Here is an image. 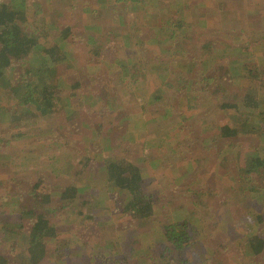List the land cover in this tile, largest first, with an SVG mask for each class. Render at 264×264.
<instances>
[{"label": "rangeland", "instance_id": "obj_1", "mask_svg": "<svg viewBox=\"0 0 264 264\" xmlns=\"http://www.w3.org/2000/svg\"><path fill=\"white\" fill-rule=\"evenodd\" d=\"M28 6L31 30H41L31 58L45 43L60 46L68 59L57 64L55 94H73L26 123L10 113L15 101L0 93L5 260L13 264L15 253L27 249L31 225L12 198L40 180L49 200L37 208L59 204L56 193L70 184L81 194L50 213L55 232L38 264H264V249L254 256L249 243L256 234L264 238V165L243 172L245 158H264V117L253 116L250 125L251 116L220 107L244 95L263 102L264 72L250 71L264 70V0H30ZM74 83L80 85L71 89ZM231 123L246 128L226 139L221 128ZM112 160L140 167L150 216L121 214V196L102 176ZM178 242L182 249L160 247ZM11 243L19 248L11 251Z\"/></svg>", "mask_w": 264, "mask_h": 264}, {"label": "trees", "instance_id": "obj_2", "mask_svg": "<svg viewBox=\"0 0 264 264\" xmlns=\"http://www.w3.org/2000/svg\"><path fill=\"white\" fill-rule=\"evenodd\" d=\"M113 1L121 4L127 2V0ZM29 2L30 0H8L0 3V89L4 90L0 93L10 96L15 101L16 110L12 112L8 110V112L12 113L14 116L19 114L20 120L26 123L34 122L38 118L50 114L55 106L70 102V97L73 94L72 92L65 97L55 94L57 91L56 86L58 85V81H54V77L58 70L57 64L68 59L60 46L53 44L49 48L45 43L41 54L42 57L39 53L38 57L34 60L31 58L33 56L32 49L40 44L39 38L41 37V30L40 33L34 31L36 28L31 30L35 23L29 19L31 16L28 15V8L31 3L26 7ZM34 4L37 5V3ZM69 30V28L64 29V36H66ZM263 72L264 70L260 71L259 74L257 69L250 71L254 77L261 75ZM79 85L80 83H74L69 86L71 89H74ZM262 100L263 102H260L261 97L258 96L244 95L242 98H236L232 102H221L220 107L232 108L239 118L243 115L251 116V122L249 123L253 125L255 124L253 121L256 120L253 119V116L258 118L262 115L264 117V112H257L259 104L262 103V105H264V98ZM28 105L34 106V113L31 112L32 109H30ZM261 121H263L264 124V118ZM245 128V123H242L240 127L232 123L226 124L221 128L220 135L226 139L237 138L239 129L245 130ZM56 159L54 161H56ZM245 162L244 165L246 168L243 169V172L253 173L263 169L264 158L249 156L245 158ZM57 164L61 166L62 163L58 162ZM102 176L106 183V188L116 189L120 194L122 200L120 202L121 214L130 213L134 215L133 217L137 218L150 216L153 213V207L149 201V197L143 190L142 177L138 165L125 162V160H112L102 171ZM41 185L42 183L40 180L33 184L27 183L23 187V190H26L27 193L21 195V192H19L12 198V202L17 200L19 202L14 205L18 212V216L24 218L27 223H31L26 232L28 235H24V237L26 236V241L24 243L27 242V249L18 250L17 253H15L14 259H11L13 264H27L30 262L31 264H38L44 262L45 256L48 253L45 240H52V236L55 232L54 227L50 225L49 222L50 213L59 210L61 207H68L74 203L76 199H80L81 193L79 192V194L77 192L74 184H70L56 193L59 194V204L56 206L37 208L41 203L46 204L49 200L47 193H45L46 191L44 192L42 189H39ZM26 204L27 206H25ZM27 208L31 210L26 211ZM16 225L19 229L20 224L17 222ZM188 240L189 238L186 235L184 241ZM249 243L250 247H252V252L250 253L254 256L264 249V238L257 234L249 239ZM61 245L65 246L66 244ZM172 246L164 245V243L160 245L161 248L165 247L164 250H179L183 248L181 242H178L175 247ZM11 247V251L19 248L18 245L12 243ZM59 247L60 246H58V248ZM58 250L61 251L60 249ZM23 251H25V253H22ZM65 253L67 252L65 251ZM26 254H28V256ZM0 264L12 263L5 260L2 256L0 257Z\"/></svg>", "mask_w": 264, "mask_h": 264}, {"label": "crops", "instance_id": "obj_3", "mask_svg": "<svg viewBox=\"0 0 264 264\" xmlns=\"http://www.w3.org/2000/svg\"><path fill=\"white\" fill-rule=\"evenodd\" d=\"M5 222H6L7 224H9L8 221H5ZM4 226H5V225L3 224V228L1 227V228H0V231H9V230H6L7 228H5ZM17 231H19V230H17ZM22 231H24V229H22ZM27 231H28V229H27ZM27 231H25V232H27ZM2 256H3V253L0 252V257H2Z\"/></svg>", "mask_w": 264, "mask_h": 264}]
</instances>
